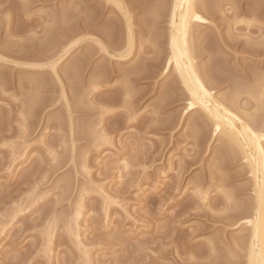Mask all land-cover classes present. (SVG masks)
<instances>
[{
  "label": "rangeland",
  "instance_id": "obj_1",
  "mask_svg": "<svg viewBox=\"0 0 264 264\" xmlns=\"http://www.w3.org/2000/svg\"><path fill=\"white\" fill-rule=\"evenodd\" d=\"M0 264H264V0H0Z\"/></svg>",
  "mask_w": 264,
  "mask_h": 264
},
{
  "label": "bare ground",
  "instance_id": "obj_2",
  "mask_svg": "<svg viewBox=\"0 0 264 264\" xmlns=\"http://www.w3.org/2000/svg\"><path fill=\"white\" fill-rule=\"evenodd\" d=\"M194 4H196V3H194ZM186 42H187V41H186ZM189 72H190V71H189ZM189 72H188V73H189ZM189 74H190V73H189Z\"/></svg>",
  "mask_w": 264,
  "mask_h": 264
}]
</instances>
